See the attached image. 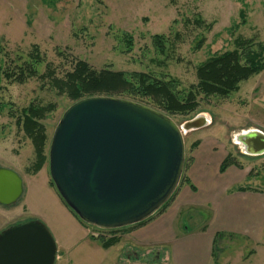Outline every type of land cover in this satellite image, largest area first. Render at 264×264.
I'll return each instance as SVG.
<instances>
[{
    "label": "rangeland",
    "instance_id": "obj_1",
    "mask_svg": "<svg viewBox=\"0 0 264 264\" xmlns=\"http://www.w3.org/2000/svg\"><path fill=\"white\" fill-rule=\"evenodd\" d=\"M157 35L168 41L162 55L155 54L151 42ZM128 37L131 50L122 53L127 44L123 38ZM237 38L264 45V0H0V168L15 172L24 188L15 205H0L4 215L0 225L42 223L56 246L54 264H164L170 247L161 251L162 259L145 253V248L132 250L130 230L118 235L121 240L116 246L102 249L90 239L97 231L82 226L48 185L50 139L71 106L50 84V76L64 77L73 62L80 60L96 71L108 67L127 73L165 74L187 93L197 84L196 68L212 55L232 50ZM33 48L38 49L44 65H49L50 74L24 82L9 78L17 59H25ZM197 102L195 112L170 117L178 126L198 114L211 118L207 127L183 135V177L198 154L203 167L196 177L201 183L196 195L200 201H249L245 215L234 218L236 225L240 222L249 232L217 240L219 247L210 264H264V155L247 156L235 141L241 132H264V70L241 83L238 92L226 99L198 95ZM31 105L54 106L40 121L48 136L47 162L35 175L33 145L16 125L21 111ZM195 142L200 144L193 149ZM226 156L234 166L216 175ZM238 188L262 198H243ZM253 199L263 201L260 208L252 204ZM209 213L202 208L186 211L181 217L182 233L189 232L190 239L205 224L209 232L233 225L228 218L218 220L216 210L210 222Z\"/></svg>",
    "mask_w": 264,
    "mask_h": 264
},
{
    "label": "water",
    "instance_id": "obj_2",
    "mask_svg": "<svg viewBox=\"0 0 264 264\" xmlns=\"http://www.w3.org/2000/svg\"><path fill=\"white\" fill-rule=\"evenodd\" d=\"M211 124L198 114L178 126L150 107L112 97H91L69 106L54 128L48 172L65 206L88 227L103 231L140 224L173 196L184 164L183 135ZM245 155H264V132L235 137ZM21 178L0 168V205H15ZM56 246L39 221L0 232V264H54Z\"/></svg>",
    "mask_w": 264,
    "mask_h": 264
},
{
    "label": "trees",
    "instance_id": "obj_3",
    "mask_svg": "<svg viewBox=\"0 0 264 264\" xmlns=\"http://www.w3.org/2000/svg\"><path fill=\"white\" fill-rule=\"evenodd\" d=\"M197 22L200 21L198 20ZM123 41L127 44L122 53L129 52L132 46V39L130 37L128 39L123 38ZM151 42L155 54H164V45L168 42L165 36H152ZM40 68H44V70L40 72ZM263 70L264 45L255 43L252 40L237 38L234 40L232 50L212 55L196 68L195 76L197 84L187 93L178 88L179 83L175 79L165 74L157 76L151 72L127 73L113 71L108 67L96 71L90 68L87 63L80 60L73 62L72 69L64 77L56 78L50 76V84L57 90L59 95L64 96L70 101V105L91 97H112L132 101L150 107L168 117H173L176 115L186 116L195 112L198 107V95H202L206 99L210 97L228 98L231 94L238 92L241 83ZM50 71L49 65H44L38 49L33 48L25 59H17V62H15L13 68L9 71L11 72L10 76H12L9 78H13L17 82H24L33 78L43 79L46 73L50 74ZM0 73H3L1 68ZM6 73L5 76H8ZM53 110L54 106L52 105L47 107H35L31 105L21 111V119L16 122V125L33 145L36 158L32 166L33 175L40 171L47 162L45 148L48 136L46 135L45 127L40 121L45 119L47 113ZM199 144V142H195L192 144V148L196 149ZM232 166L234 164L231 161V157L226 156L219 166L220 174ZM185 180L182 175L179 184L185 182ZM48 185L55 191L51 181ZM190 188L193 189L191 185ZM236 191L247 192L244 188H238ZM173 196L155 215L165 209ZM60 201L62 202L61 199ZM62 204L65 206L63 202ZM65 208L82 226L91 228L81 223L66 206ZM150 219L118 230L103 231L92 228L97 231V235L90 237V239L96 240L102 249L107 250L120 242L119 234L142 226ZM105 234L108 236L106 237ZM223 236L231 235L215 234L211 259L215 258L216 247H219L216 244L217 240L222 239ZM212 264L217 263L214 262Z\"/></svg>",
    "mask_w": 264,
    "mask_h": 264
},
{
    "label": "crops",
    "instance_id": "obj_4",
    "mask_svg": "<svg viewBox=\"0 0 264 264\" xmlns=\"http://www.w3.org/2000/svg\"><path fill=\"white\" fill-rule=\"evenodd\" d=\"M193 158L192 164L188 167L185 175V182H182V185H178L172 200L165 209L142 226L129 231L128 235L132 250L139 251L140 248H145L148 249L145 253H150L154 257L162 259L161 251L169 249L170 247V257H163L164 264H210L215 234L222 233L231 236H241L249 232L250 228H243L240 222L238 223L239 225H236L238 219L236 221L234 220L236 215H245L249 204L248 200L237 199L236 202L230 200L226 203L224 201L225 199H222L221 203H218L216 198L200 201L196 197L198 187L201 186V183H199L196 177L197 174H202L203 167H200L202 165L199 162L198 154ZM219 174V168H216V175ZM190 185L193 189L190 188ZM240 194L243 198L248 195L262 198L258 194L253 195L246 192H240ZM253 200L252 204L260 208L263 201L260 199ZM193 208L208 210L210 212V222L213 221L216 210L218 220L228 218L233 222V225H229L228 228H217L209 232L207 231L208 226L205 224V226H200L195 235L188 239L191 235L189 232L182 233L181 217L186 211ZM3 216L0 212V217ZM4 228H6L5 223L0 225V232Z\"/></svg>",
    "mask_w": 264,
    "mask_h": 264
}]
</instances>
